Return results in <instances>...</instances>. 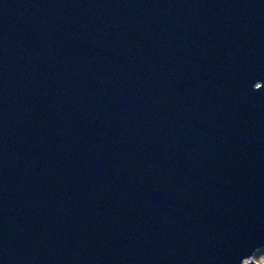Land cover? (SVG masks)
Listing matches in <instances>:
<instances>
[{
	"label": "water",
	"instance_id": "1",
	"mask_svg": "<svg viewBox=\"0 0 264 264\" xmlns=\"http://www.w3.org/2000/svg\"><path fill=\"white\" fill-rule=\"evenodd\" d=\"M263 247L264 0H0V264Z\"/></svg>",
	"mask_w": 264,
	"mask_h": 264
},
{
	"label": "rangeland",
	"instance_id": "2",
	"mask_svg": "<svg viewBox=\"0 0 264 264\" xmlns=\"http://www.w3.org/2000/svg\"><path fill=\"white\" fill-rule=\"evenodd\" d=\"M247 261H254L257 264L264 263V247L256 251Z\"/></svg>",
	"mask_w": 264,
	"mask_h": 264
}]
</instances>
